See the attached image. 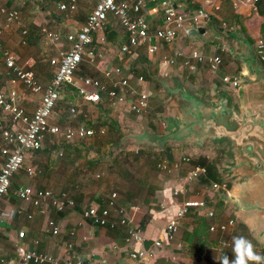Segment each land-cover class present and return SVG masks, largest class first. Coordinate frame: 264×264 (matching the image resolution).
Wrapping results in <instances>:
<instances>
[{
  "label": "crops",
  "instance_id": "crops-1",
  "mask_svg": "<svg viewBox=\"0 0 264 264\" xmlns=\"http://www.w3.org/2000/svg\"><path fill=\"white\" fill-rule=\"evenodd\" d=\"M63 1L65 0H0V26L3 27L2 37L5 46L14 52L17 63L24 67H31L34 70L37 78L43 84H47L54 73L51 59L58 56L61 50L66 49L67 43L65 38L57 43L51 42L40 32V27L47 26L53 31L62 33V35L76 32L99 0H80L77 11L73 13L59 9L58 5ZM4 6L19 10L21 20L6 26L4 14L1 12ZM214 6L219 8L214 9ZM262 6L258 3L247 5L241 2L238 8H234L229 0H188L182 5L181 8L186 12L203 11L207 14V17L204 16L198 26L202 27L205 32L189 34L187 31H181L175 42L170 44L161 43L155 53H149L147 48H144L143 51H146L148 58L147 66L158 84L152 86L151 80L143 75L146 80L145 87L139 86L134 80L131 85L138 92L143 88L148 91L150 95L149 106H151V109L153 108L150 116H141V111L135 113L128 109L127 105L112 104L103 95L104 99L101 103L108 110L109 120L122 126L121 129L124 133L127 130L130 132V129L124 127L142 128L141 134H137L138 131H135L123 136L126 139V136L130 135L134 143V149L139 153L137 159L134 157V160H131L132 162L127 160L124 163L126 157L127 159L130 158L128 156L129 152H127L129 150L125 147L128 154H123L124 148L120 147L121 154L118 149H115L117 146L113 147L119 154H116L108 162L109 174L107 178L100 180L94 178L96 182H94V179L89 182V179L74 176L67 170L72 162L68 157H71L72 153L77 156L78 151L85 149V147H76L73 150L70 145L69 148H60L61 150L58 152V156L55 155V158L51 153L57 148L50 147L48 141H45L39 151L27 152V165L36 167L38 172L34 177L29 176L24 169L17 172L13 178L12 189L0 203V258H11L18 264H32L26 262L23 253L28 249H36L41 252L52 253L60 258H70L81 264H221L220 260L224 256H228L230 261L234 259L232 251L233 237L246 238L253 244V250L256 254L261 252L264 248L263 240L254 232L249 220H245L235 210V205L228 201V196L234 192H241L243 186L229 173L235 185L230 189L231 193L229 195L222 194V196H225L226 202L232 203L235 209L231 206L228 207L225 210L227 217L223 221L217 219V217L208 218L204 211L200 212L208 219L209 230L212 223L226 222L229 219H235V224L229 226L226 231H209L210 241L205 247H202L204 239L192 236L200 228L198 227L199 215L196 214L197 209H193L191 213L179 220V229L175 237L171 240L166 239L164 234L165 223L176 210V207L171 205L172 200H174L173 189L179 184V180L185 175L191 164H183L181 168L169 167L167 170H160L155 165V161L150 158L149 150L157 149V147L161 148L169 141L172 145L171 156L173 162L185 154L191 155L193 158L202 156L212 159L216 157L212 151V148L214 150L213 144L220 142L228 144V142L208 140L204 145L199 146L190 140H168L163 144L161 142L154 144L150 143V139L145 138V136L156 138L173 131L172 119L181 117L178 108L179 99L172 92L177 86H182L207 104H218L224 97H227L229 105L236 106L240 110H244L250 105L251 88L244 83V75L248 71L240 56L249 44L258 62L264 66L256 53L258 40L262 37L261 28L264 25V8L262 9ZM142 12L152 30L163 25L166 17V7L162 6L160 2L143 0ZM25 25L34 27L32 29L34 33L29 35V39H26L23 35V30L28 29ZM105 29V42L100 40L102 35L96 34L95 36L97 56L100 57L98 58L100 61L95 64L96 58L93 62L85 58L78 70V75H89L105 80L104 71L116 65L126 67L129 74L128 68L142 53L140 47L137 49L135 57L122 54L120 50L122 45L127 42V34L115 19L110 17ZM234 35L237 36L238 40L233 37ZM247 36H251L256 43L250 40L247 43ZM234 44L237 49H234ZM192 48L210 56L220 54L223 63L219 70L213 73L207 64L200 63H198L196 71H190L185 67L180 59L183 57L178 56V53L188 54ZM165 56L174 57L175 64L168 66L167 72L163 73L160 63ZM226 75L240 78L241 83L238 86L225 83L223 77ZM13 77L12 74L8 73L5 66H0V82L6 88L17 89L20 104L32 112L39 103L40 94L29 92L21 82L14 81ZM165 94L177 98L176 107L173 108L174 112H160L154 108L155 101L158 104H165ZM80 101L81 112L82 108H87L84 109L86 114L92 111L96 114L98 109L96 105L90 104L83 98H80ZM155 113L156 116L158 114L156 118L152 115ZM166 113L168 114L166 115ZM99 114L93 116L95 117L93 122L100 121ZM160 115L164 116L165 121H163L166 128L161 123L156 124L157 119H163ZM4 119L6 117L0 109V121ZM94 128L96 129V127ZM97 134L102 135L99 128L96 129ZM121 142L122 139L112 142V144L118 145L120 143L121 145ZM141 149L142 152H139ZM121 157H123L122 162L119 161ZM43 158L46 159L45 163H43ZM224 158L228 160V163L232 161L230 147L228 155ZM56 159L59 160L60 164H63V176L61 178L55 176L56 168L52 162ZM4 160L5 157L0 153V165ZM135 161L137 163L133 167ZM65 165H67V168H65ZM217 165L219 169L224 170L219 161H217ZM91 174L93 175V173ZM95 175L101 177L102 173L95 172L94 177H96ZM22 185L48 188L58 194L65 193L74 197L76 206L67 208L64 211H57L53 206L46 203V213H40L28 201L21 200L13 194V189ZM211 189L204 187L200 184V181L195 180L190 184V191L179 197V200L203 197L210 202L208 192ZM112 190L117 191L118 202L125 210L127 217L131 219L134 225L142 228L145 237L144 244L128 241L125 226L113 229L96 225L90 219L83 217L85 209L92 206H103ZM211 206L215 209L213 202ZM29 214H33V216L30 218L28 217ZM49 219H54L59 225L60 231L58 234L52 233L48 225ZM240 220L246 223L248 227L238 224ZM21 230L25 231L26 236L24 238L19 237ZM71 232H74V234H71ZM156 240H162L163 244L157 249L153 258L138 262L131 259L130 252L133 249L149 246ZM70 243L73 244L72 247L69 246ZM223 246L226 247L223 248ZM249 264L253 263L250 261Z\"/></svg>",
  "mask_w": 264,
  "mask_h": 264
},
{
  "label": "built area",
  "instance_id": "built-area-1",
  "mask_svg": "<svg viewBox=\"0 0 264 264\" xmlns=\"http://www.w3.org/2000/svg\"><path fill=\"white\" fill-rule=\"evenodd\" d=\"M166 7V17L162 26L152 30L149 22L143 15V0H99L92 12L88 15L78 31L62 35L53 31L47 26H41L40 32L51 42L57 43L65 38L67 47L60 51V54L51 59L54 73L47 84L39 81L35 71L31 67H24L17 63L15 54L3 42V27L0 26V66H5L9 74H12L14 81L21 82L25 88L34 94H40V100L36 108L30 112L19 102V92L15 88H6L0 82V109L6 119L0 121V153L5 160L0 165V203L4 196L10 192L13 186L15 174L22 169L34 177L37 174L36 167L27 165L26 153L39 151L46 140L53 138L73 142L95 137L96 129L89 125L70 124L60 125L54 119L60 90L66 84H72L85 101L91 104H98L103 101V95L112 104L127 105L128 109L134 112L145 111L149 107V93L143 88L137 91L131 83L133 80L141 87H145L146 80L143 75L131 76L124 66L116 65L104 71L105 80L89 75H78V70L85 58L93 62L97 54V47L94 42L96 34L102 35L101 41L105 42V28L110 17L115 19L127 34V42L121 47L122 54L137 55V49L146 47L149 53H155L161 43H173L181 31H189L190 28H197L203 17L207 14L203 11L189 13L183 10L182 5L188 0H156ZM228 1V0H224ZM234 8H238L243 2L247 5H255L260 0H229ZM80 0H65L60 2L58 7L62 11L76 12ZM214 6V9H218ZM5 25L19 22L20 11L15 8L2 7ZM27 30H23V35ZM256 53L261 61H264V37L257 43ZM178 56L185 58L184 65L190 71H196L198 63H208L211 72L219 70L223 63L220 55H207L198 49L192 48L189 53L179 52ZM196 61V62H195ZM161 71L167 72L170 65L175 64V58L165 56L161 60ZM223 81L233 86L241 83L240 78L226 75ZM130 95V96H129ZM71 114L77 112L76 107L70 108ZM166 128L165 122H162ZM100 134H105L106 129L99 128ZM193 157L185 154L171 164L159 162L158 169L167 170L169 167L181 168L183 164H191L185 175L179 180V184L173 189L174 200L171 205L176 207L175 213L165 223L164 234L166 239L175 237L179 229V220L187 216L191 209L204 211L208 218H215V211L210 202L201 197L197 199L179 197L190 191V184L202 176H206L207 168L201 165H192ZM99 177V175H98ZM227 184L215 185L230 194ZM13 194L21 200L28 201L36 207L40 213H46L45 204L53 206L57 211H64L67 208L76 206L74 197L65 193L58 194L48 188H36L31 185H22L13 189ZM29 214L28 217H32ZM83 217L90 219L99 226L127 228V240L136 243H145V237L140 226H136L127 217L125 210L118 202V193L112 190L104 205L101 207H89L83 211ZM235 224V219L226 222L212 223L210 231H226L229 226ZM48 225L53 234H58L60 227L54 219H49ZM74 234V232H71ZM25 231L19 232V237L24 238ZM162 240H156L149 246L135 248L130 252L133 261L138 262L144 259L153 258L158 248L162 246ZM73 244H69L72 247ZM26 262L32 264H81L70 258H60L49 252H41L36 249H28L23 253ZM0 264H18L11 258H0Z\"/></svg>",
  "mask_w": 264,
  "mask_h": 264
},
{
  "label": "water",
  "instance_id": "water-1",
  "mask_svg": "<svg viewBox=\"0 0 264 264\" xmlns=\"http://www.w3.org/2000/svg\"><path fill=\"white\" fill-rule=\"evenodd\" d=\"M204 32L202 27L188 31L189 34ZM240 58L248 71L244 83L251 88L250 105L246 109L229 105L227 97L218 104H207L177 86L172 92L179 99L181 117L172 119L173 131L156 139L161 144L168 140H190L199 146L208 140L227 141L232 157L228 172L243 184L241 192L230 194L228 201L249 220L264 243V66L249 44Z\"/></svg>",
  "mask_w": 264,
  "mask_h": 264
},
{
  "label": "rangeland",
  "instance_id": "rangeland-1",
  "mask_svg": "<svg viewBox=\"0 0 264 264\" xmlns=\"http://www.w3.org/2000/svg\"><path fill=\"white\" fill-rule=\"evenodd\" d=\"M105 31H106V29H105ZM105 31H104V33H105ZM233 37L238 40L236 35H234ZM244 38H246V37H244ZM246 39H247L246 42L248 43L249 39L248 38H246ZM242 42H244V40H242ZM253 42L256 43L255 41H253ZM233 46H234V49H237L235 44ZM97 55L98 54H96L95 61L93 60L95 64H98V62L100 61L98 59L100 57H98ZM84 68L87 70L86 67H84ZM88 71H89V69H88ZM67 96H66L67 99H61L57 103L56 112H55V116H54V119L57 123H59L62 126L66 125V124H70L72 126H77V125L82 124V123L86 124V125L95 124L94 127L96 126V129L100 128V126L105 127L107 129V132L104 135H98L97 134L96 137H94V138H88V139H84V140H77V141H73V142H68V143L72 144L73 150L76 147H80L81 144L85 147V149L78 151L77 156H75V153H72V156L68 157V159L72 160V162H71V164H69V168H67V165H65V168H67V170H69V172H71V174H73L74 176L77 175L78 177H85V178L89 179V182H90V180H92L94 178H97L98 180H100L102 178H107V175L109 174V170H108L109 163L108 162H110V160H112L116 154H119L116 152L115 149H118V151H119V148L122 147V148H124L123 154L129 152V154L128 153L127 154H128V156H130V158L127 159V157H126L125 161H123L124 163L127 160H129L128 162H130L131 160H134V157L136 158L139 155V153H137L134 149L135 148L134 143L132 142L130 135H128L129 137L126 136V139H124L123 136L126 134H129L130 132L134 133L135 131H138V132H136L137 134H141V131H142L141 127L136 128V129L124 127L125 129H130V132H129V130H127L126 133H124V131L121 129L122 126H120L118 124L115 125L116 126L115 128L111 127L110 124H107L108 122H106V124H103L105 122V120H107L106 116L108 117V110H106L104 113H102V112L100 113V110L97 109L96 114L93 111L86 114L85 113L86 111L84 109H87V108H82V112H81L80 111V108H81L80 105L75 106L76 104L70 100V97L68 98ZM176 100H177L176 97L168 96L165 94V104H160V103L158 104V102L156 103V101H155L153 106H155L154 108L160 112H165V111L168 113L174 112L173 108L176 107V102H177ZM71 107H76L77 112L71 114V112H70ZM152 109H151V106H149L147 108V110L141 111L140 112L141 116L144 115V117H149L153 111ZM98 113H100L99 114L100 121L93 122V119L95 118L93 116L97 115ZM168 113H166V115ZM70 114L72 117L69 118ZM132 115H134V114H132ZM152 115L155 118L158 117V114L156 116V113L152 114ZM61 116H63L65 119L63 117L61 119ZM161 117L163 118L164 116H161ZM163 120L165 121L164 118L161 120L157 119L156 124L157 125L159 123L162 124V122H164ZM139 129H140V131H139ZM147 138L150 139V143H154V144L157 143L156 138H150L149 136ZM120 139H122L121 145H120V143L118 145L112 144V142H117ZM123 139H124V141H123ZM47 141H48V143H49L48 145H50V147H56L57 148V149L53 150L54 152L52 151L51 154H53L54 157H55V155L58 156V152L61 150L60 148H63V147H61L62 142L65 140H61V139L57 140V139L50 138V139L46 140V142ZM65 142H67V141H65ZM115 146H117V147H115ZM113 147H115V149H113ZM125 147L129 151L126 152ZM212 151L214 152V155L217 156L216 150H213V148H212ZM227 159H229V158L227 157ZM227 159H225L224 156H221V157H219L218 161L223 166V168L228 172L226 165H228L229 163H228ZM45 160L46 159L43 160V163H45ZM52 160H54V159H52ZM121 160H123V157H121L119 159L120 162H122ZM135 163H137V162L135 161L133 163V167H134ZM52 164L56 168V171H55L56 172V174H55L56 178H61L63 176V173H62L63 172V169H62L63 164H60L58 159L53 161ZM129 164H131V163H129ZM95 172H100V174L102 173L101 177L100 176L97 177L96 175H95L96 177H94ZM91 173H93V175ZM85 178H83L84 181H86ZM94 182H96V179H94ZM228 187H229V185L227 186V188ZM230 193H231V191H230ZM208 199H210V204L213 202L214 205H216V207H217L219 195H218V192L214 188H212L210 190V192H208ZM214 211H215V209H214ZM258 255H263V251L259 252ZM253 264H255V262H253Z\"/></svg>",
  "mask_w": 264,
  "mask_h": 264
},
{
  "label": "trees",
  "instance_id": "trees-1",
  "mask_svg": "<svg viewBox=\"0 0 264 264\" xmlns=\"http://www.w3.org/2000/svg\"><path fill=\"white\" fill-rule=\"evenodd\" d=\"M258 4L260 6L263 5L262 9L264 8V0H260ZM25 27L28 28V29L25 28L27 30V34L25 35V38L29 39V35H32L34 33L32 30V29H34V27L32 25H30V26L25 25ZM261 33H262L261 35L264 37V25H262ZM247 37L251 42L254 41L251 36H247ZM94 42H95V37H94ZM144 48L145 47H141L140 52H142V53H140L138 55V57L133 61V63L128 68L129 74L131 76L144 75L151 80L152 86H155L158 84V81L154 80L153 74L151 73V71L149 70V68L147 66L148 58L146 55V51L145 52L143 51ZM215 55H220V54H215ZM180 59H181V62L184 63L185 58L183 57ZM262 63L264 64V61H262ZM203 64L208 65L207 62L203 63ZM208 67H209V65H208ZM66 95H68L67 97L68 98L70 97V100L76 104L75 106H79V104L81 103L80 98H83L81 95H79L77 89L72 84H66L62 87V89L60 90L59 100L67 99ZM94 105L97 106V108L100 110V113L101 112L104 113L106 111V109H105L106 106H104L103 103H98V104H94ZM70 117H72L71 114H70L69 118ZM106 119L107 120H105V122L103 124H106V122H108L107 124H110L111 127H113V128L116 127L115 126L116 124H114L112 121H110L107 116H106ZM94 125L95 124H91L89 126L94 127ZM70 145L72 146L71 143L63 141L61 147L69 148ZM213 146H214V150H216V152H217L216 157L209 159L207 157L196 156L193 158L192 165H201V166H205L207 168L206 176H202L201 178L198 179V181H200V184H202L204 187L214 188L218 192L219 200L217 202V207L215 205V217H217V219L223 221L227 217L225 210L230 206L234 208V205L232 203L226 202V200L224 198L225 196H222V194L227 195L228 192L226 190H223L220 187L215 188V185H218V184L222 185L225 183V184L229 185L228 189L230 190L231 188L234 187L235 183H234V180L229 176L228 172L225 169L224 170L219 169V167L217 165V161H218L219 157L228 155V153H229L228 144L226 142H220V143H215V145L213 144ZM80 147L83 148L84 146L81 145ZM171 147H172V145L168 141L161 148L157 147V149L154 148V149L149 150L150 151L149 154L151 156L150 158H152L153 161H156L155 165H157L159 162H165L167 164H171L173 162V159L171 156V152H172ZM139 152H142V149ZM192 211H193V209H191L189 213H191ZM196 214L199 215L198 216V218H199V220H198L199 226L198 227H200V228H199V230L195 231L192 234V236H198V237L204 239V241L202 242V244H203L202 247H205L207 245V243L210 241L209 240V234H208V232L210 231L208 219L199 210L196 211ZM238 224H241L242 226L244 225L245 227H248L247 224L244 223L242 220H240V222ZM225 247L226 246H223V248H225ZM262 251H263V255H261V256H264V248L262 249Z\"/></svg>",
  "mask_w": 264,
  "mask_h": 264
},
{
  "label": "clouds",
  "instance_id": "clouds-1",
  "mask_svg": "<svg viewBox=\"0 0 264 264\" xmlns=\"http://www.w3.org/2000/svg\"><path fill=\"white\" fill-rule=\"evenodd\" d=\"M232 251L234 259L230 261L228 256H224L220 260L221 264H249L250 261L264 264V256L256 254L251 241L244 237H233Z\"/></svg>",
  "mask_w": 264,
  "mask_h": 264
}]
</instances>
